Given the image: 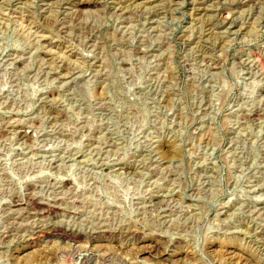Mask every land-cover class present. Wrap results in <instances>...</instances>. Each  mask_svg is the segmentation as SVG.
Returning a JSON list of instances; mask_svg holds the SVG:
<instances>
[{
  "label": "rangeland",
  "instance_id": "1",
  "mask_svg": "<svg viewBox=\"0 0 264 264\" xmlns=\"http://www.w3.org/2000/svg\"><path fill=\"white\" fill-rule=\"evenodd\" d=\"M163 250L264 264V0H0V264Z\"/></svg>",
  "mask_w": 264,
  "mask_h": 264
},
{
  "label": "bare ground",
  "instance_id": "2",
  "mask_svg": "<svg viewBox=\"0 0 264 264\" xmlns=\"http://www.w3.org/2000/svg\"><path fill=\"white\" fill-rule=\"evenodd\" d=\"M82 4L81 3V1H79L78 2V4ZM77 4V3H76ZM25 134V133H24ZM23 134V135H24ZM50 233V232H49ZM50 235H52V236H58L59 238H61V239H76V236L74 235V234H72V233H70V232H59L58 230L56 231V230H53L52 232H51V234ZM48 238V237H47ZM145 249H143L142 247H141V249L139 250V252L142 254V253H146V251H144ZM164 251V250H163ZM162 252V251H161ZM147 254H150V252H147ZM231 254V253H230ZM89 256V255H88ZM177 255H175L174 253L172 254H170V253H168L167 251H164V252H162L161 253V256H158L159 258H161L163 261H165V262H167V263H169V264H174L176 261H178V259H180V258H176V260H175V257H176ZM229 256V255H228ZM85 258H87V257H85ZM84 259V258H83ZM229 260V259H228ZM230 260H231V258H230ZM233 264V263H232Z\"/></svg>",
  "mask_w": 264,
  "mask_h": 264
}]
</instances>
